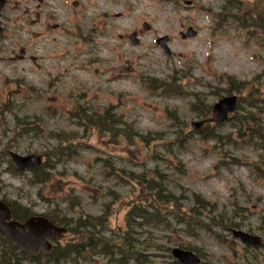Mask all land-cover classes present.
<instances>
[{
  "label": "rangeland",
  "instance_id": "1",
  "mask_svg": "<svg viewBox=\"0 0 264 264\" xmlns=\"http://www.w3.org/2000/svg\"><path fill=\"white\" fill-rule=\"evenodd\" d=\"M186 1L7 0L0 36V106L10 101V110L4 109L0 123V199L37 214L108 213L114 228L131 234L143 254L129 264H179L171 254L174 247L195 251L201 264H264V179L252 168L260 155L252 145L257 138L250 131L240 134L237 121L229 120L216 134L203 131L202 139L193 123L204 118L192 109V95L165 96L161 89L146 88V78L163 79L185 92H199L212 106L220 98L214 92L227 86L226 75L234 76L247 83L238 94L237 114H253L249 92H264V29H243L232 16L217 18L226 0ZM190 26L197 36L183 39L181 32ZM134 31L138 45L130 41ZM166 35L170 55L156 42ZM81 107H112L118 121L155 141L123 137L114 142L95 129L90 134L80 126ZM16 114L38 120L41 130L14 136ZM57 132L74 133L82 144L76 155L55 164L46 183L32 184L29 172L10 173V152L43 157L56 144L51 134ZM137 176L171 194L178 208L195 205V195L204 207L185 215L193 217L188 220L169 210L164 225L135 217L129 223L126 214L133 203L148 202L143 191H135L132 178ZM229 219L240 224L238 229L261 236L262 244L245 246L235 239L222 225ZM86 256L78 263L116 264L102 253ZM43 262L38 264H53Z\"/></svg>",
  "mask_w": 264,
  "mask_h": 264
},
{
  "label": "trees",
  "instance_id": "2",
  "mask_svg": "<svg viewBox=\"0 0 264 264\" xmlns=\"http://www.w3.org/2000/svg\"><path fill=\"white\" fill-rule=\"evenodd\" d=\"M218 15L222 19L226 16H232L242 28H247L250 24L264 29V0H226ZM173 79L177 81L175 77ZM148 80L150 85L146 86L147 89L148 87L151 89H161L160 92L167 96H177L184 93L191 94L188 91H183L181 86L174 82L167 83L163 80L158 81L154 78H148ZM225 83L227 85L226 88H218V91L214 92L218 97L222 96V91H226V93H243L240 91L247 85L246 82L238 81L236 77L229 75H226ZM192 95L194 97L192 109H196L198 114L202 117H209L211 106L205 104V99L200 93H192ZM248 100L249 107L255 108L256 111L248 115L241 114L240 116V114H236L231 120L237 121L236 128L238 132H241L240 134H247L248 131H250V137L257 138L252 144L259 147L260 155L254 167L257 175L264 178V92H249ZM9 104L10 101L0 106V123L6 111L4 109H7V111L10 110ZM81 109L84 110L82 113L83 115L80 116V126L84 127L85 131H90V134L92 130L95 129L98 130L99 133L107 132L111 135V139L114 142L123 137L130 141L137 137L141 138L142 141L146 143L155 141V138L149 134L143 135L138 133L133 125H129L120 120L118 121L115 118L117 115L112 110V107L101 111H87L89 108L86 107H81ZM39 125L38 120L30 121L16 114L14 136H22L32 131L37 132L41 130V125ZM209 126L210 125H207L205 129H208ZM211 126L208 130H210L211 133L216 132L217 126ZM200 134L203 139V131H201ZM72 135L73 136H70L66 134V132L51 134V137L56 140V144L44 153L43 164L37 169L32 170V176L30 178L32 184L46 183L50 179V171H53L57 162L70 158L78 153L76 147L81 146L82 140H77L76 134L72 133ZM158 145L159 142L156 143V146ZM5 154H7V150ZM7 163L9 166L8 170H10L12 174H25L12 164L10 158L7 160ZM132 181L135 191H143L145 193V199L148 202L145 203V201L142 200L139 203H133L127 215L129 223L135 217L145 220V224L148 225H164V223H167L169 220L166 218L169 210L178 212L181 217L188 220L193 217H187L185 215L193 216L194 212L197 214L199 207H204L205 202L200 200L198 195H195L196 206L193 205L189 209L184 207L178 208L176 207L178 203L173 201L171 194H163L161 191L157 190L152 180H146L144 176H137L133 177ZM147 189L153 190V195L148 193ZM7 203L12 208L14 218L18 220H25L36 214L28 206L17 201L8 200ZM71 203L75 205L74 201H71ZM206 204L208 205V203ZM145 205H147V208H145ZM45 216L58 225H65L69 230L68 236L71 237V240L64 243H57L53 251L49 254L42 253L38 256L28 257L15 244L6 242L0 237V264H33V261L38 264L42 260L44 261L43 263L80 264L78 260L86 258L88 252L105 254L111 262H115L116 264H129L130 260L139 262L140 258L143 256L133 244V236L126 231L123 233L116 230L113 226V222L108 218V213L97 216L82 214L76 218H70L66 214L51 212L49 215L45 214ZM262 221L263 224H261V227L264 228V214L262 215ZM194 224L196 225L197 223ZM199 225L201 226L200 222ZM202 225L219 236V233L209 224L202 223ZM222 225L228 229L229 227L239 226L240 224L229 219L228 223ZM188 226L189 228H194L190 227L191 224L189 223Z\"/></svg>",
  "mask_w": 264,
  "mask_h": 264
},
{
  "label": "water",
  "instance_id": "3",
  "mask_svg": "<svg viewBox=\"0 0 264 264\" xmlns=\"http://www.w3.org/2000/svg\"><path fill=\"white\" fill-rule=\"evenodd\" d=\"M6 0H0V17L1 9ZM3 32L0 20V34ZM196 31L192 28L183 37L194 36ZM167 37L160 38L158 41L169 52L166 41ZM132 41L138 43L136 33L132 35ZM237 105V96H226L216 102L213 106L214 120L221 122L228 118L230 112H233ZM199 125V123H195ZM13 162L19 168H32L39 164L40 158L36 155H19L12 153ZM67 232L65 227H59L53 224L45 217H32L25 222L12 219L9 206L0 201V234L8 241L19 245L24 252L33 255L39 253L41 249L49 252L52 250L50 239L60 240ZM234 236L240 238L244 243L257 244L259 238L241 230H233ZM173 254L184 264H198L199 258L195 253L183 249L175 248Z\"/></svg>",
  "mask_w": 264,
  "mask_h": 264
},
{
  "label": "bare ground",
  "instance_id": "4",
  "mask_svg": "<svg viewBox=\"0 0 264 264\" xmlns=\"http://www.w3.org/2000/svg\"><path fill=\"white\" fill-rule=\"evenodd\" d=\"M53 26H58V23H55V25H53Z\"/></svg>",
  "mask_w": 264,
  "mask_h": 264
}]
</instances>
